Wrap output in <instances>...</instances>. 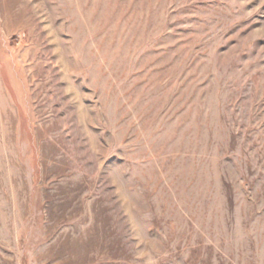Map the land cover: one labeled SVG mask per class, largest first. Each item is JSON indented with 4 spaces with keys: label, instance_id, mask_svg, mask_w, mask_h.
Instances as JSON below:
<instances>
[{
    "label": "rangeland",
    "instance_id": "1",
    "mask_svg": "<svg viewBox=\"0 0 264 264\" xmlns=\"http://www.w3.org/2000/svg\"><path fill=\"white\" fill-rule=\"evenodd\" d=\"M0 264H264V0H0Z\"/></svg>",
    "mask_w": 264,
    "mask_h": 264
}]
</instances>
